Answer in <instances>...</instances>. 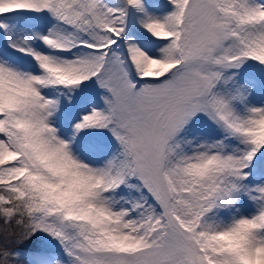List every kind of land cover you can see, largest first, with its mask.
Returning a JSON list of instances; mask_svg holds the SVG:
<instances>
[{
  "label": "snow or ice",
  "instance_id": "6c2138e0",
  "mask_svg": "<svg viewBox=\"0 0 264 264\" xmlns=\"http://www.w3.org/2000/svg\"><path fill=\"white\" fill-rule=\"evenodd\" d=\"M0 264H264V0H0Z\"/></svg>",
  "mask_w": 264,
  "mask_h": 264
}]
</instances>
